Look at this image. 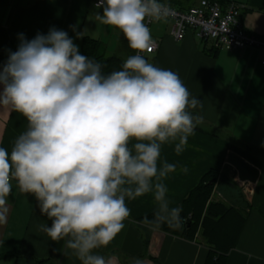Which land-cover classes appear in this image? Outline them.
<instances>
[{"label": "clouds", "instance_id": "obj_1", "mask_svg": "<svg viewBox=\"0 0 264 264\" xmlns=\"http://www.w3.org/2000/svg\"><path fill=\"white\" fill-rule=\"evenodd\" d=\"M96 7L102 8L96 20L122 32L136 53L119 70L105 73L56 27L30 40L19 34L17 49L0 64V107L27 121L10 151L0 147V222L15 181L51 221L40 231L64 240L81 264H110L96 250L124 229L131 214L126 199L151 193L158 207L142 223L182 226V208L170 207L164 183L177 165L161 161V150L174 144L179 155L203 119L190 111L203 108V101L191 97L179 75L141 54L155 47L146 19L166 20L170 6L99 0Z\"/></svg>", "mask_w": 264, "mask_h": 264}, {"label": "crops", "instance_id": "obj_2", "mask_svg": "<svg viewBox=\"0 0 264 264\" xmlns=\"http://www.w3.org/2000/svg\"><path fill=\"white\" fill-rule=\"evenodd\" d=\"M189 7L199 0H172ZM244 5L242 21L246 29L264 37V0H235ZM95 0H0V64L8 50L15 51L23 33L32 39L46 34L51 27L68 32L79 46L84 37L102 41L112 55L122 54V32L96 20L102 8ZM177 3V4H176ZM178 7V6H177ZM173 20L155 21L152 37L159 42L156 52L146 59L155 66L176 72L191 97L203 101V108L192 109L203 117L178 155L174 144H165L161 161L177 165L164 180L170 207H182L183 200L210 170H232L228 180H218L212 199L246 208L248 220L238 245L228 256L227 264H264V155L260 164L243 158L253 171L243 174L232 162V146H253L264 152V50L254 47L220 49L214 41L201 40L194 30L182 41L173 34ZM76 31L83 37L75 38ZM114 38V41H112ZM113 43L112 45L109 43ZM27 121L21 114L0 107V147L11 150L15 138L25 131ZM187 168V171H183ZM226 173V172H225ZM130 216L124 229L106 246L96 250L110 264H205L208 247L149 227L138 218L157 210L153 194L127 200ZM7 216L0 222V264H81L65 248V241H52L40 231L41 224L51 221L41 215L34 196L15 186L7 197Z\"/></svg>", "mask_w": 264, "mask_h": 264}, {"label": "trees", "instance_id": "obj_3", "mask_svg": "<svg viewBox=\"0 0 264 264\" xmlns=\"http://www.w3.org/2000/svg\"><path fill=\"white\" fill-rule=\"evenodd\" d=\"M216 1L225 3L227 0ZM163 2L174 7L178 6L177 8L180 9H187L191 6H175L172 0H163ZM81 50L83 55L100 62L104 66L103 71L105 73L119 70L123 61L128 56L135 54L129 48L124 35L121 39L122 54L108 55L106 45L89 36L82 39ZM245 148L258 155H264V152L253 146L246 145ZM244 155L247 156V154ZM248 157L254 164H260L259 160L252 159L249 155ZM232 162L235 163V161ZM238 165H240L238 167L243 174L246 171L253 172L242 160H239ZM220 178L222 181L228 180V184L235 185L232 179L227 178L225 172L221 173L218 169H210L183 200L180 214L183 221L182 226L179 229L169 228L167 224H162L159 228L154 227L174 236L204 244L209 249L205 264H227L229 253L237 247L248 220L249 211L246 208L212 199ZM153 214L150 213L145 216L151 219ZM145 216L138 218V221L142 223Z\"/></svg>", "mask_w": 264, "mask_h": 264}, {"label": "built area", "instance_id": "obj_4", "mask_svg": "<svg viewBox=\"0 0 264 264\" xmlns=\"http://www.w3.org/2000/svg\"><path fill=\"white\" fill-rule=\"evenodd\" d=\"M98 2L99 0H95V7ZM169 6L172 11L167 19L174 22L173 34L177 41L184 40L188 31L194 30L201 40L214 41L215 46L220 49L254 47L264 50V37H259L246 29L242 21L244 5L235 0H227L225 3L199 0L197 5L187 9ZM145 22L151 31L155 21L146 19ZM153 40L155 47L152 52L141 53L145 57L159 48V42L154 38ZM261 65L264 70V56Z\"/></svg>", "mask_w": 264, "mask_h": 264}, {"label": "rangeland", "instance_id": "obj_5", "mask_svg": "<svg viewBox=\"0 0 264 264\" xmlns=\"http://www.w3.org/2000/svg\"><path fill=\"white\" fill-rule=\"evenodd\" d=\"M151 35H152V32H151ZM112 41H114V38H112ZM112 45L113 43L111 42V43H109V45ZM107 54L108 55H112L113 53L111 52V49H109V51H107ZM233 158H232V161H235V164L237 165V167L238 166H240V165H238L239 164V160H242L243 158H245L246 160H250V158L248 157V155L252 158V159H257V160H259V155L258 154H256L255 152H250V151H248L244 146L243 147H237V146H233ZM241 152V153H240ZM242 153H244V154H247V156H245L244 154H242ZM243 161V160H242ZM251 161V160H250ZM225 174H227L228 176L229 175H231V173H232V170H230V168H228L227 170H225ZM227 176V177H228Z\"/></svg>", "mask_w": 264, "mask_h": 264}]
</instances>
